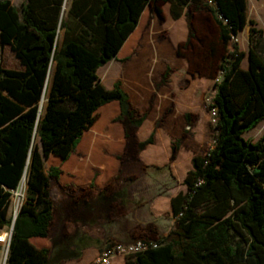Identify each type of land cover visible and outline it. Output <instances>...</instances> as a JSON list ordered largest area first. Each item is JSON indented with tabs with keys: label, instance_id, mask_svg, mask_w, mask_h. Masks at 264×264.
Masks as SVG:
<instances>
[{
	"label": "trees",
	"instance_id": "trees-1",
	"mask_svg": "<svg viewBox=\"0 0 264 264\" xmlns=\"http://www.w3.org/2000/svg\"><path fill=\"white\" fill-rule=\"evenodd\" d=\"M195 1L26 0L18 8L0 0V231L12 227L11 198L26 175L6 264L81 257L33 243L50 236L53 182L64 175L60 167L47 172L45 162H68L101 109L112 103L119 105L126 138L144 125L147 117L122 84L108 89L98 72L119 56L148 6L162 16V6L170 4L172 18L179 20ZM215 2L209 8L227 51L232 38L251 25L249 67H242L246 54L237 46L225 57L211 106L218 114L215 147L193 158L187 193L172 200L178 230L157 240L156 248L126 257L125 264H264V135L257 142L245 138L264 122V59L254 43L264 32L248 20L247 0ZM6 47L22 69L2 65ZM153 143L154 135L140 148Z\"/></svg>",
	"mask_w": 264,
	"mask_h": 264
},
{
	"label": "rangeland",
	"instance_id": "rangeland-1",
	"mask_svg": "<svg viewBox=\"0 0 264 264\" xmlns=\"http://www.w3.org/2000/svg\"><path fill=\"white\" fill-rule=\"evenodd\" d=\"M10 1L19 8L26 0ZM194 3L179 20L172 18L168 5L162 6V16L146 13L137 33L120 55L98 72L108 89L117 82L122 84L134 107L147 117L144 125L126 138L125 127L118 121L117 105H107L99 112V131L93 137L86 136L81 148L68 162L56 158L46 160L47 172L52 167H60L65 171L63 178L70 179L72 175L68 169L72 164L87 163L98 177L102 175L98 169L100 165L112 170V164L128 162L133 168L130 175L135 179L133 183L125 186L120 180L127 176L123 171L111 187L128 210L141 206L146 197L171 195L176 198L187 193L184 184L193 169V158L206 157L215 147L217 130L211 106L216 94L215 84L223 80L221 67L225 57L236 46L242 51L243 46L247 59L250 49V41L245 43L241 34L239 41H232L227 51L218 41L217 16L204 0ZM259 22L264 29V21L260 19ZM254 43L264 59V33L256 35ZM2 65L7 69H22L10 47L4 50ZM152 135L154 143L141 149L140 144ZM263 135L264 122L245 134V138L257 142ZM25 183L13 192L12 218L22 206ZM55 185L58 195L57 183L53 182ZM198 211L202 213L203 208ZM157 223L161 233L157 227H151L147 235L135 241L157 243L178 230L176 218L170 215H162ZM4 232L10 233L11 227L0 231V236ZM55 242L58 241L53 236V247ZM0 247V264H5L8 255L4 245ZM73 252L82 256V250Z\"/></svg>",
	"mask_w": 264,
	"mask_h": 264
},
{
	"label": "crops",
	"instance_id": "crops-1",
	"mask_svg": "<svg viewBox=\"0 0 264 264\" xmlns=\"http://www.w3.org/2000/svg\"><path fill=\"white\" fill-rule=\"evenodd\" d=\"M247 1L248 20L255 21V27L264 32L259 22L260 19L264 21V0ZM167 5L170 11L171 5ZM148 12L156 13L151 6H148L131 37L137 33L145 14ZM207 22L211 23L210 20H207ZM250 28L251 25L248 24L241 33L245 43L250 41ZM216 33L219 41L220 28ZM131 37L125 42L123 48ZM241 49L242 52L245 51L243 46ZM244 53L246 54V52ZM244 63H247V66ZM242 67L248 69V57L247 59L245 57ZM115 104L120 114L119 105L118 103ZM98 131L99 125L96 123L85 134L77 150L83 145L86 136L93 137ZM111 166L112 170L109 166L100 165L98 169L102 172V175L97 177L89 164H72L68 169L72 177L64 179L63 175L57 183L58 195L55 193L56 185L53 186L52 196L55 202V212L50 228V236L48 239H35L33 243L41 249L52 248L54 252L56 250L57 252L82 250L81 258L64 261L60 264H92L109 244L133 242L144 234L147 235L151 227H157L159 233H161V226L157 223L158 219L166 214L174 218L172 208L174 196L171 195L158 196L157 198L146 197L142 205L135 206L134 210H128L125 206H122L118 200V192L114 193L111 188L112 183L119 179L121 172L125 171L126 178H120V180L125 183V186L132 184L135 180L130 176L133 168L128 162L114 163ZM53 236L58 241L57 244L55 242L54 247L52 244ZM125 261L126 258L119 257L114 260L113 264H125Z\"/></svg>",
	"mask_w": 264,
	"mask_h": 264
},
{
	"label": "built area",
	"instance_id": "built-area-1",
	"mask_svg": "<svg viewBox=\"0 0 264 264\" xmlns=\"http://www.w3.org/2000/svg\"><path fill=\"white\" fill-rule=\"evenodd\" d=\"M206 4L211 7H216L215 0H204ZM220 19H223L220 16ZM227 23V20L225 21ZM232 41H239L238 37H233ZM231 41V42H232ZM217 109L212 108V117L215 124H217ZM12 238V231L10 233L4 232L0 236V244L4 245V249L8 255L9 253V246ZM157 244L152 241L147 240H139L135 242H115L106 246V248L101 252L98 259L92 264H113L114 260L119 257H129L134 256L140 253H143L147 250L156 248Z\"/></svg>",
	"mask_w": 264,
	"mask_h": 264
},
{
	"label": "water",
	"instance_id": "water-1",
	"mask_svg": "<svg viewBox=\"0 0 264 264\" xmlns=\"http://www.w3.org/2000/svg\"><path fill=\"white\" fill-rule=\"evenodd\" d=\"M42 105H43V102H42ZM25 181H26V175L24 176V181L23 182H25ZM18 213H19V211H16V213L14 215V218H13L12 227H11L12 233H13V230H14V225H15ZM6 262H7V260L5 261V264H6Z\"/></svg>",
	"mask_w": 264,
	"mask_h": 264
},
{
	"label": "bare ground",
	"instance_id": "bare-ground-1",
	"mask_svg": "<svg viewBox=\"0 0 264 264\" xmlns=\"http://www.w3.org/2000/svg\"><path fill=\"white\" fill-rule=\"evenodd\" d=\"M26 184V183H25ZM24 185V184H23ZM17 211H19V209L17 210Z\"/></svg>",
	"mask_w": 264,
	"mask_h": 264
}]
</instances>
